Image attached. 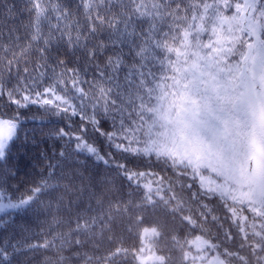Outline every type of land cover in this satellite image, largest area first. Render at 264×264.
<instances>
[{"label": "snow or ice", "instance_id": "obj_1", "mask_svg": "<svg viewBox=\"0 0 264 264\" xmlns=\"http://www.w3.org/2000/svg\"><path fill=\"white\" fill-rule=\"evenodd\" d=\"M78 5L0 0V232L13 212L47 217L38 235L0 240V259L264 264V0ZM104 29L135 43L140 75L123 94L53 56ZM27 121L41 122L21 145L39 149V170L19 180Z\"/></svg>", "mask_w": 264, "mask_h": 264}, {"label": "trees", "instance_id": "obj_2", "mask_svg": "<svg viewBox=\"0 0 264 264\" xmlns=\"http://www.w3.org/2000/svg\"><path fill=\"white\" fill-rule=\"evenodd\" d=\"M19 3V0H17ZM65 3L71 7L73 10H77L78 0H65ZM97 42H103L105 47L100 48L97 52L95 60H92L88 56V48ZM139 43V41H136ZM135 43L133 39L125 36L124 30L120 31L104 29L99 31L93 40L89 41L87 46L78 45L72 47L68 45L66 41H61L53 48V56H59L61 59L67 61L71 67L79 69L80 73L88 78L101 79L98 73L102 70L104 72L105 78L112 81L114 85L117 86V91L121 94L130 91L135 86H137L136 77L140 75L138 72L139 63L134 54ZM117 58L121 60V64L118 66L116 72H113L109 68L105 61L108 58ZM58 119L53 117L50 122H44L45 130L47 127L52 126V124L57 123ZM41 127L40 121H27L25 123L24 131L21 132V141L18 143L17 148L19 152L15 149L13 151L14 159L12 163L16 165L15 171L17 174V179L24 180L30 178L34 169L39 170L36 166L39 164V160L36 158L38 156L39 149H36L31 144H24V133L27 132L31 135L33 129H39ZM38 139H41L39 132L37 131ZM49 144L51 141L48 142ZM45 147V145H41ZM22 157V158H21ZM97 171H103V165H97ZM13 185L17 183V180L11 181ZM10 195V193H9ZM11 218L14 220L12 228L7 232H0V240H4L6 237H11L13 233L18 239L20 237V226L31 227L34 234H39L43 231L45 225L46 215L43 213H35L31 210H25L23 212H13ZM8 219V217H6ZM11 243H15L13 239ZM11 252L12 249L9 248ZM0 264H6L0 259ZM14 264H20L19 257L15 260Z\"/></svg>", "mask_w": 264, "mask_h": 264}]
</instances>
